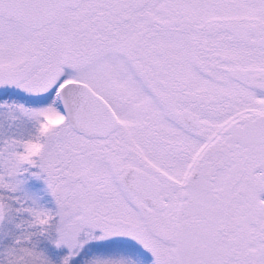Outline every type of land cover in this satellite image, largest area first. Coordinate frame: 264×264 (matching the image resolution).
I'll return each instance as SVG.
<instances>
[{"label":"snow or ice","instance_id":"1","mask_svg":"<svg viewBox=\"0 0 264 264\" xmlns=\"http://www.w3.org/2000/svg\"><path fill=\"white\" fill-rule=\"evenodd\" d=\"M0 264H264V0H0Z\"/></svg>","mask_w":264,"mask_h":264}]
</instances>
